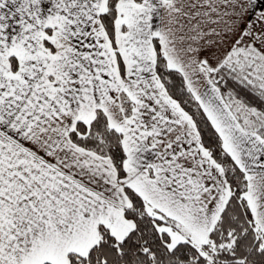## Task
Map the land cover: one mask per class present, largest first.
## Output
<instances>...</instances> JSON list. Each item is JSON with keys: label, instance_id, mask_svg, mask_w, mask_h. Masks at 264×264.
Masks as SVG:
<instances>
[{"label": "crops", "instance_id": "crops-1", "mask_svg": "<svg viewBox=\"0 0 264 264\" xmlns=\"http://www.w3.org/2000/svg\"><path fill=\"white\" fill-rule=\"evenodd\" d=\"M108 2L0 0V264H69L101 241L102 227L125 239L135 228L125 187L176 224L165 226L172 240L197 245L183 234L195 219L210 240L230 187L157 76V45L247 176L264 239V213L248 199L251 179L264 189V122L248 125L212 77L234 68L264 98V0H118L111 31L101 19ZM98 110L123 135L122 180L110 158L71 140ZM196 142L205 153L192 156ZM182 154L193 158L184 177Z\"/></svg>", "mask_w": 264, "mask_h": 264}, {"label": "trees", "instance_id": "trees-1", "mask_svg": "<svg viewBox=\"0 0 264 264\" xmlns=\"http://www.w3.org/2000/svg\"><path fill=\"white\" fill-rule=\"evenodd\" d=\"M117 1L109 0L108 10L101 17L108 31H111L115 21ZM157 52V76L169 96L194 121L203 147L223 168L231 189L229 201L210 234L211 241L218 248L231 240H234V243L230 248L226 246L219 248L213 260L200 250L210 249L211 245L207 243L200 249L191 241L169 247L172 238L165 226L176 228V224L171 219L148 213L146 204L139 194L125 187L131 206L126 208L124 213L127 218L134 221V230L125 239L118 241L108 229L102 227L101 241L86 256L69 254V264H264V247L260 246L253 215L245 198L248 190L247 176L224 150L220 136L189 90L183 75L169 68L158 45ZM237 74L236 69L224 65L212 73V77L222 93H224L223 88H230L248 108L256 109L264 116V98L255 94L249 85L238 78ZM218 77L220 80L216 79ZM123 106L128 116L131 111V102L124 100ZM262 125L258 130L260 133L264 132V124ZM70 137L76 145L110 158L118 170L119 179L124 178L126 155L123 148V135L110 126L103 111L98 110L90 123L78 122Z\"/></svg>", "mask_w": 264, "mask_h": 264}, {"label": "rangeland", "instance_id": "rangeland-1", "mask_svg": "<svg viewBox=\"0 0 264 264\" xmlns=\"http://www.w3.org/2000/svg\"><path fill=\"white\" fill-rule=\"evenodd\" d=\"M71 67V69H75L76 67L75 66H73V65H71L70 66ZM107 73V71H105V70H103V73ZM111 73V72H110ZM238 75V78L243 82V83H246L247 85H248V83H247V81H246V79L244 78V76L241 74V73H238L237 74ZM217 80H220V78L218 77V78H216ZM222 82H224L223 80H222ZM221 90V89H220ZM223 90H224V93L225 94H230L232 97H230L233 101H235L236 100V105L238 106V109H239V111L241 112V117H243L244 118V121L248 124V125H253V123H256V121L257 122H259V120L260 121H263L264 122V116L262 115V113L261 112H259V111H257L256 109H251V108H248V106L247 105H245L240 99H238L239 97H237L236 96V94H234L232 91H231V89L230 88H227V89H224L223 88ZM222 91V90H221ZM223 93V94H224ZM40 102L41 103H43L44 102V99H40ZM234 109H236L235 107H234ZM243 113V114H242ZM40 116V115H39ZM40 117H42V116H40ZM189 118H190V116H188ZM43 118V117H42ZM190 121H192L191 119H190ZM253 121V122H252ZM193 123V122H192ZM196 135H197V132L195 133V137H196ZM193 142L191 141V143L190 144H192ZM199 147H201V146H199ZM198 147V142H196L195 143V148H192L191 147V151H190V153L189 154H192V156H198V152L199 151H203V153H205L204 151V149L201 147V148H199ZM182 153H184V151L182 150ZM189 154H187V155H185V154H182L181 155V161H180V167H181V174H182V177H184L183 175H185V174H189V173H191L192 174V169H193V158H189L188 156H189ZM197 161V160H196ZM189 168H191L190 169V171H189ZM195 168V172L197 173L198 172V169H196V167H194ZM220 169V168H219ZM219 171H221V170H219ZM221 173V172H220ZM222 175V174H221ZM224 176H225V174H224ZM225 180H226V182H228L227 181V179H226V176H225ZM229 186V185H228ZM230 187V186H229ZM230 191H231V189H230ZM259 191H260V185H259V188H258V180L257 179H251V181H250V193H249V195H248V199L250 200V204H251V206H252V208H253V210H254V213H255V210H257V212H258V214L259 213H261V212H263L264 213V189H263V192H262V194L261 193H259ZM230 196H231V192H230ZM230 196H229V198H230ZM228 201H229V199H228ZM252 201H254V203L252 202ZM226 205H227V203L225 204V207H226ZM260 206V207H259ZM224 207V208H225ZM224 210V209H223ZM223 210H222V212H223ZM147 212L148 213H150V214H152V215H155L156 216V214L157 213H155V212H153V211H151V210H149L148 208H147ZM220 217H221V215H220ZM253 220H254V217H253ZM196 221H199V220H197V219H195L193 222H192V224H191V221L189 222L190 223V225H191V228L192 229H190V228H187L188 229V232H183V234L184 235H188V234H193L194 236H196L197 238L195 239H193L196 243H197V246L199 247V249L201 248V246L203 245V244H206L207 243V245H211L210 246V249L209 248H206V249H200L201 251H202V253L205 255V256H207L209 259H211V260H213L212 258L215 256V254L218 252V249L219 248H221L222 246H226V247H232V245H233V243H234V240H231L230 242H228V243H223L222 245H220V247L218 248V247H216V245L214 244V242L213 241H211V237H210V240H208V238L205 236V234H206V232H205V229L208 227L206 224H204V223H202V224H199V223H197ZM219 221V220H218ZM254 222H255V220H254ZM263 222V221H262ZM217 225V224H216ZM215 225V226H216ZM254 225H255V223H254ZM215 226L212 228V230L210 231V234H211V232L214 230V228H215ZM195 227H196V229H197V233L196 232H194V229H195ZM263 227H264V225H263ZM257 228H258V230H261L262 231V228L260 227V225H256L255 226V229H256V231L258 232V230H257ZM209 236H211V235H208V237ZM263 235H261L259 232H258V234H257V237H258V239L260 240V246L261 247H264V239H263V237H262ZM184 241H188V240H183L181 237H180V235H178V234H176V235H173V240H171V243L169 244V247H174L175 245H177L178 243H181V242H184Z\"/></svg>", "mask_w": 264, "mask_h": 264}]
</instances>
